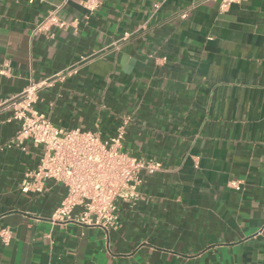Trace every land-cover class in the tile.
<instances>
[{"label":"crops","instance_id":"0c3cea01","mask_svg":"<svg viewBox=\"0 0 264 264\" xmlns=\"http://www.w3.org/2000/svg\"><path fill=\"white\" fill-rule=\"evenodd\" d=\"M0 0V264H264V0ZM66 22L34 33L50 12ZM185 15V16H183ZM39 91L54 125L114 136L162 163L115 227L54 224L65 195L21 183L42 151L4 104Z\"/></svg>","mask_w":264,"mask_h":264},{"label":"built area","instance_id":"2783aa9c","mask_svg":"<svg viewBox=\"0 0 264 264\" xmlns=\"http://www.w3.org/2000/svg\"><path fill=\"white\" fill-rule=\"evenodd\" d=\"M218 1L224 12L241 0ZM84 5L92 11L97 2L85 0ZM53 25H66L54 11L36 25L34 33L48 30ZM87 58L81 56L62 72L40 82H31L4 104L12 112L11 119L19 124L17 139L20 142L29 140L42 147L40 160L35 168L25 173L21 190L41 194L49 180L63 184L66 192L52 212L51 222H74L107 230L118 223L119 203L134 202L139 198L141 172L155 173L162 168V163L136 157L124 150L125 123L118 127L114 136L103 138L90 130L58 127L35 108L39 91L44 86L76 74ZM8 72L6 67L0 68V74ZM12 239L11 227L0 225V242L9 245Z\"/></svg>","mask_w":264,"mask_h":264}]
</instances>
